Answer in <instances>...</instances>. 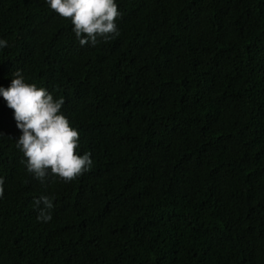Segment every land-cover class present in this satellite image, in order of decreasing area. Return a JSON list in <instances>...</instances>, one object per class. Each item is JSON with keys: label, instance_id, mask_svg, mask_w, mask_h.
I'll return each instance as SVG.
<instances>
[{"label": "trees", "instance_id": "obj_1", "mask_svg": "<svg viewBox=\"0 0 264 264\" xmlns=\"http://www.w3.org/2000/svg\"><path fill=\"white\" fill-rule=\"evenodd\" d=\"M115 2L119 35L81 46L47 0H0V86L62 98L93 162L42 183L0 96V264H264V0Z\"/></svg>", "mask_w": 264, "mask_h": 264}, {"label": "clouds", "instance_id": "obj_2", "mask_svg": "<svg viewBox=\"0 0 264 264\" xmlns=\"http://www.w3.org/2000/svg\"><path fill=\"white\" fill-rule=\"evenodd\" d=\"M47 4L60 17L71 19L81 46L119 35L116 20L121 14L115 0H47ZM0 47H7V42L0 40ZM12 75L7 88L0 86V96L13 110L16 127L21 132L16 147L26 158V170L42 183L49 173L71 182L89 170L93 163L90 153H77L79 133L62 112L64 100L54 98L43 87L26 83L19 69ZM2 195L3 178H0ZM35 204H43L37 219L50 221L52 199L41 196Z\"/></svg>", "mask_w": 264, "mask_h": 264}]
</instances>
